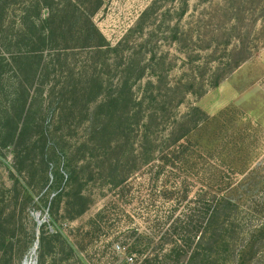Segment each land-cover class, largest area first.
<instances>
[{
	"label": "rangeland",
	"instance_id": "obj_1",
	"mask_svg": "<svg viewBox=\"0 0 264 264\" xmlns=\"http://www.w3.org/2000/svg\"><path fill=\"white\" fill-rule=\"evenodd\" d=\"M154 1L110 0L94 22L115 46ZM24 2L0 0L2 44L14 39ZM176 7L182 10L178 1ZM184 8L180 23L175 12L165 16L166 7L154 17L157 29L147 50L158 55L151 66L166 104L146 105L160 115L149 122L148 132L161 138L176 118L196 115L192 122L202 125L192 139L197 145L192 172L201 181L191 179L183 199L182 172L151 175L148 166L137 173L130 161L124 169L127 187H114L117 174L109 165L130 156L138 140L134 132L109 131L106 139L113 145L118 140V150H108V142L104 152L72 148L87 136L86 75L95 69L104 78L113 76L103 66L108 57L77 50L46 54L37 78L46 85L43 110L24 106L26 94L16 74L8 71L0 87V264H137L121 240L135 232L154 235L156 252L163 256L170 248L166 235L183 236V214L195 209L207 182L219 193L229 184L241 200L246 232L255 237L261 229L258 237L264 238V0H188ZM22 68L27 78L38 60ZM214 170L224 179L215 180ZM105 208L109 216L99 217ZM170 218L181 220V228L173 232ZM57 232L61 237L53 238ZM73 242L78 255L70 252ZM262 242L252 264H264Z\"/></svg>",
	"mask_w": 264,
	"mask_h": 264
},
{
	"label": "trees",
	"instance_id": "obj_2",
	"mask_svg": "<svg viewBox=\"0 0 264 264\" xmlns=\"http://www.w3.org/2000/svg\"><path fill=\"white\" fill-rule=\"evenodd\" d=\"M109 1L25 0L20 10V19L16 23L17 33L14 39L6 38L7 44L0 42V50L3 51L2 53L0 51V87H3L8 71L16 74L26 94L24 106L29 108L37 106L43 110L46 85L41 84L40 80L37 81V78L42 72L46 54L62 56L77 50L92 51L94 56L108 57L103 66L109 68L113 76L104 78L95 69L90 75H86L85 81L91 99L88 102V118H86L87 136L83 142L72 147L75 149L74 152L86 149L104 152L103 143L107 142L108 150H118V140L113 145L112 140L106 139L109 131L115 128L120 131L122 129V135L134 132L138 140L130 156L118 158L109 165L117 174L112 180L114 187L117 189L121 187L123 190L127 187L130 178L124 169L126 164L132 161L137 173L148 166L151 175L161 171L162 173L182 172L183 194H185L183 199H188L190 185L194 181L191 179L196 177L201 181L199 173L193 174L195 172L193 169L197 165V145L192 139L202 122L201 120L192 122V118L196 116L192 114L176 118L167 132L159 138L156 133L151 135L148 132L150 128L148 124L152 120H159L160 115L158 116L157 110H151L146 106L153 102L166 104L162 89L158 86L161 79L154 78L151 66L158 55L147 50L153 44V34L157 29L155 25L158 19L154 17L162 7H166L168 10L165 16L175 12L180 23L187 11L183 9V5H187L188 0H155L142 13L136 26L115 46L107 41L94 22L96 15ZM177 1L178 5L181 4V11L176 7ZM0 23H3L1 16ZM158 23L160 25V22ZM7 57H11V62L7 61ZM33 59L38 60V68L34 72L29 71V76L26 78L24 76L26 71L22 65ZM5 68L9 70L5 72ZM75 69L76 66L72 69L74 74ZM20 75H23L22 78ZM172 89L171 87L170 90ZM14 101L15 98L11 103ZM192 111L202 114L199 108H194ZM135 118L137 122L133 123ZM178 127H183V134ZM108 150L104 153L105 157ZM72 152L73 150L71 157ZM46 166L49 168L50 163L48 162ZM72 167L69 163V169L73 174L77 173V166H74L73 170ZM214 171L218 172L215 180L224 179L223 173ZM223 184L225 185V182ZM226 186L223 188V193H219L217 186L215 188L207 182V186L195 198V209L183 214V236L177 239L174 238V233L170 235L169 232L166 235L168 239L164 237L166 245L170 247L167 254L163 256L157 254L154 235L137 232L122 237L126 252L130 256L137 257V264H252L264 240L258 237L262 230H257L255 237L249 236L242 218L241 200L233 196L234 193L228 189L229 184ZM104 214L109 216L108 208H105L99 217ZM170 219L173 220L170 226L173 232L181 228L179 227L181 220ZM45 236L46 233L43 232L41 244ZM58 237H61L58 232L53 235V238ZM68 245L71 253L79 254V247L75 242Z\"/></svg>",
	"mask_w": 264,
	"mask_h": 264
},
{
	"label": "water",
	"instance_id": "obj_3",
	"mask_svg": "<svg viewBox=\"0 0 264 264\" xmlns=\"http://www.w3.org/2000/svg\"><path fill=\"white\" fill-rule=\"evenodd\" d=\"M38 246H39V241H37V243H36V248H35V250H37L38 249Z\"/></svg>",
	"mask_w": 264,
	"mask_h": 264
},
{
	"label": "bare ground",
	"instance_id": "obj_4",
	"mask_svg": "<svg viewBox=\"0 0 264 264\" xmlns=\"http://www.w3.org/2000/svg\"><path fill=\"white\" fill-rule=\"evenodd\" d=\"M28 264V263H27Z\"/></svg>",
	"mask_w": 264,
	"mask_h": 264
}]
</instances>
